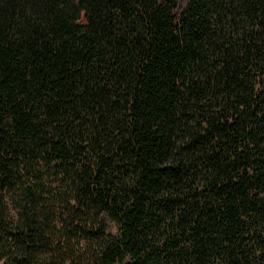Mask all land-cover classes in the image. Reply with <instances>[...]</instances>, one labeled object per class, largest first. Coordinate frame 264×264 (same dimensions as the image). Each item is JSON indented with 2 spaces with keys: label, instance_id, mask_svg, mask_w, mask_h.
Instances as JSON below:
<instances>
[{
  "label": "trees",
  "instance_id": "obj_1",
  "mask_svg": "<svg viewBox=\"0 0 264 264\" xmlns=\"http://www.w3.org/2000/svg\"><path fill=\"white\" fill-rule=\"evenodd\" d=\"M0 264H264V0H0Z\"/></svg>",
  "mask_w": 264,
  "mask_h": 264
},
{
  "label": "rangeland",
  "instance_id": "obj_2",
  "mask_svg": "<svg viewBox=\"0 0 264 264\" xmlns=\"http://www.w3.org/2000/svg\"><path fill=\"white\" fill-rule=\"evenodd\" d=\"M187 1H188V0H180L181 6L184 7V6L187 4ZM111 229H112V232H113L114 234L117 233V229H116V227H115L114 225H112Z\"/></svg>",
  "mask_w": 264,
  "mask_h": 264
}]
</instances>
